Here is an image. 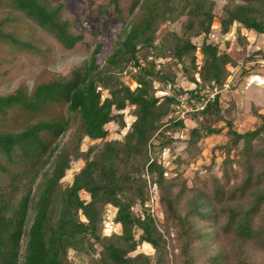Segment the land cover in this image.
Segmentation results:
<instances>
[{"label": "trees", "instance_id": "trees-1", "mask_svg": "<svg viewBox=\"0 0 264 264\" xmlns=\"http://www.w3.org/2000/svg\"><path fill=\"white\" fill-rule=\"evenodd\" d=\"M8 1L63 48L72 49L83 39L61 19V3ZM214 5L212 0H134L129 13L140 17L125 24L108 56H102L104 44L96 43L66 75L30 92L18 87L0 95V118L14 109L44 114L51 105H65L70 113L0 132V175L8 177V186L16 191L15 183L31 172L13 210L0 194V264H75L70 251L84 257L85 264H264V112L252 104L255 122L239 131L235 102L222 101V92L237 87L228 85V67L239 64L228 42L224 48L208 42ZM182 16L180 34L165 30L157 35L161 25ZM232 27L238 53L244 55L239 76L244 80L254 73L245 66L258 62L246 54L245 32L264 35V0L225 5L219 35ZM198 37L199 46L192 42ZM0 41L30 47L1 25ZM178 72L193 89L176 86ZM157 91L167 92L159 97ZM127 107H133V121L120 139L108 140L105 125L124 128ZM186 120L193 125L185 148L168 169L158 156L173 152L178 141L173 133L185 129ZM222 133L225 140L212 149L222 155L220 176L211 172L212 156L206 173L194 174L189 184L181 168L196 162L202 140ZM85 139L98 142L82 150ZM78 161L82 166L64 184ZM20 167L21 173L16 171ZM151 202L161 209V223L147 206ZM106 206L114 208L112 222L119 232L102 234ZM141 244L152 249L153 258L136 252Z\"/></svg>", "mask_w": 264, "mask_h": 264}, {"label": "rangeland", "instance_id": "rangeland-1", "mask_svg": "<svg viewBox=\"0 0 264 264\" xmlns=\"http://www.w3.org/2000/svg\"><path fill=\"white\" fill-rule=\"evenodd\" d=\"M134 0H117L113 3L112 0H51L53 5L61 3L63 8L61 10V19L67 21L68 30L73 34H81L83 39L78 42L74 48H63L55 38L39 28L34 22L25 17L22 13L11 8L8 0L0 2V25L3 32L12 34L18 40L25 42L30 47L23 48L12 46L8 42L0 41V95H6L14 92L18 87H22L26 92L43 82L49 81L53 78L66 75L72 68L80 65L85 61L96 43L102 42L104 49L102 56H108L115 47L117 37L120 35L125 24L136 21L140 15L135 13L130 15L129 9ZM214 1V20L212 23V34L208 42L219 43L220 48H224L225 42H228V52L235 58L239 66L235 69L228 67L231 72V78L228 85L237 84L236 90L226 89L222 92V101L233 100L235 102V116L236 128L239 131H244L252 128L255 118L251 115V105L261 107V112H264V59L261 54L264 53V35H257L253 31L245 32L249 46L246 54H252L257 57L258 62L254 65H246L245 68L251 67L254 72L250 77L257 79L260 77V85L250 83L248 78L239 80L241 73V64L244 55L238 53L239 47L235 42V27H232L227 35L221 36L218 31V19L222 16V9L225 5L232 4L238 0H212ZM186 17H180L176 22L169 25L163 24L157 31L160 36L165 30L181 33V24ZM252 33V34H251ZM255 34V35H254ZM192 42L197 46L201 43V37L192 39ZM165 60H158L157 62H164ZM123 81L130 86L131 89L135 87L131 79L124 75ZM258 82L257 80H255ZM157 87V85H155ZM176 86L190 90L194 85L189 83L181 74L177 73ZM167 90V89H166ZM168 91V90H167ZM165 91V92H167ZM164 91H157V96H163ZM210 95V93H207ZM184 101L185 97L182 96ZM133 107H127L122 111L124 115L125 127L119 128L114 123L105 125L108 131V140L120 139L125 133L127 127L133 121L132 112ZM183 115V113H179ZM70 116L65 105H51L47 108L44 114H29L21 110H11L5 118H0V132L18 131L22 129L27 123L34 122L40 118H65ZM186 128L180 131H175L173 137L178 141L173 144V152L168 150L163 151L158 159L168 169H173L175 163L173 159L185 148V140L188 136V128L193 124L185 121ZM66 137H64L65 139ZM225 137L222 134L206 138L200 142L201 154L194 164L185 165L181 168L183 176L191 184L194 174L203 176L206 173L204 166L210 165L211 157H215V162L212 165L211 172L220 176L219 165L222 160V155L216 150L212 152L214 146L222 143ZM91 142L87 139L82 144V150H85L89 145L97 143ZM0 162H3V157L0 156ZM82 166V162H74L71 169L62 180L64 184L70 182L72 174ZM24 167L16 169L22 172ZM31 172L28 173L21 181H17L15 185L17 190H13L8 186L9 179L5 175H0V194H3L5 203L13 210L20 196L22 195L24 185L30 180ZM80 198L88 200L87 194L81 192ZM150 211L156 218L157 222H162V213L159 205L156 202L148 203ZM114 208L106 206L103 214V231L102 234L108 235L112 231L119 232V226L112 222L114 215ZM136 252H143L149 257L153 258L152 249L146 245L141 244ZM136 254V253H133ZM69 258L75 264H85L84 257L77 258L73 252H69Z\"/></svg>", "mask_w": 264, "mask_h": 264}, {"label": "built area", "instance_id": "built-area-1", "mask_svg": "<svg viewBox=\"0 0 264 264\" xmlns=\"http://www.w3.org/2000/svg\"><path fill=\"white\" fill-rule=\"evenodd\" d=\"M253 77H255V76H252V77H247L248 78V81L250 82V83H254L255 85H260L261 83L259 82V80H260V77H256L257 79H255V80H257L258 82H256L254 79H253ZM216 92V89H214V93ZM213 96V94H211L210 95V97H212Z\"/></svg>", "mask_w": 264, "mask_h": 264}, {"label": "crops", "instance_id": "crops-1", "mask_svg": "<svg viewBox=\"0 0 264 264\" xmlns=\"http://www.w3.org/2000/svg\"><path fill=\"white\" fill-rule=\"evenodd\" d=\"M252 34V33H251ZM255 35V34H254ZM249 41V40H248Z\"/></svg>", "mask_w": 264, "mask_h": 264}]
</instances>
